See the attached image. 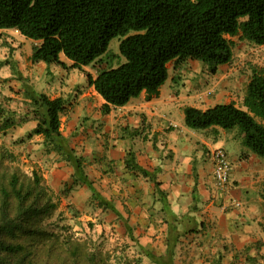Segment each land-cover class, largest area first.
Returning a JSON list of instances; mask_svg holds the SVG:
<instances>
[{
  "label": "trees",
  "instance_id": "1",
  "mask_svg": "<svg viewBox=\"0 0 264 264\" xmlns=\"http://www.w3.org/2000/svg\"><path fill=\"white\" fill-rule=\"evenodd\" d=\"M0 29H16L25 38L39 42L33 46V64L80 71L104 56L114 38H121L120 56L125 61L98 71L95 77L86 74L88 86L104 100L101 113L107 115L143 93L147 100L159 97L173 61H200L216 73L233 60L232 37L263 46L264 0H0ZM62 54L71 61L70 66L61 61ZM14 76L32 108L29 114L37 122L29 136H41L46 153H55L72 167L69 189L84 185L102 206L115 211L87 174L85 157L77 154L63 134L61 118L69 108L68 100L38 94L20 71ZM183 112L185 126L191 130L238 128L245 135L244 147L264 158V67L252 66L242 106L234 102L205 110L185 106ZM15 125V119L0 104V133ZM124 163L134 173L155 181L157 169L150 172L142 167L133 152H128ZM8 184L10 191L1 190L0 264H37L35 258L43 254L48 262L57 251L62 254L68 249L74 250L67 253L73 264H110L108 255L89 252L85 243L70 239L58 242L40 226L37 219L49 215L55 205L41 187L42 177L37 171L29 177L16 167ZM10 200L16 205L14 218L9 216ZM17 232L23 241L5 238L8 234L17 236ZM181 236L171 223L164 255L141 248L155 264H174Z\"/></svg>",
  "mask_w": 264,
  "mask_h": 264
},
{
  "label": "rangeland",
  "instance_id": "2",
  "mask_svg": "<svg viewBox=\"0 0 264 264\" xmlns=\"http://www.w3.org/2000/svg\"><path fill=\"white\" fill-rule=\"evenodd\" d=\"M231 39L235 42V46L234 57L230 64L220 66L216 73H211L208 66L200 61L191 59L181 62L173 61L168 65L169 77L164 90L170 95L182 94L180 105L197 104L205 108L218 102L233 101L238 106H242L252 66L264 67V45L261 47L253 45L238 36ZM120 40L119 37L114 38L106 54L94 65L85 67L84 71L63 68L59 65H53L59 67V71H51L52 66L49 65L46 72L40 73L41 70L35 69L32 75L26 77V81L35 92L50 97L58 94L59 89L54 91L53 88L61 85L64 92L63 98L69 102V108L61 118L62 131L63 133L72 131L71 138L84 132L81 129L82 122L89 119V117L81 119L85 114L84 108L79 110L78 117L73 115L72 111L77 105L76 99L79 95L86 94V98L90 99V107L94 108L91 111L92 115L98 117L99 100L93 90L87 86L86 74L96 76L98 71L124 62L125 59L120 56ZM11 52L12 50L8 47L0 45V104L17 123L6 133H0V209L3 202L1 190L10 191L9 176L18 167L22 175L26 174L29 177L34 170L38 172L42 177L41 187L46 189L51 203L55 205L49 215L37 219L40 226L48 233H52L58 242L70 239L71 242L85 243L89 252L108 255L110 264H155L146 256L143 249L159 255L167 239L165 224L168 220H172L181 233L197 231V226L188 227L185 222L179 221L180 217L178 218L177 215V221L174 217H168L166 209H168L169 194L160 188L161 183L156 185V181L144 178L125 166L124 161L128 152H133L130 146L138 136L144 142L152 140L154 145L158 142L161 144L162 139L159 140L157 137L154 141V136L149 137L152 133L151 124L136 128L133 123L119 122L117 118L106 123L104 119L97 120L90 116L93 118L91 122H94L91 126L93 135L90 132L85 136L93 138L88 143L100 152L88 154L89 152L85 150H89L90 147L87 148L81 144V151L85 152L86 156L79 155L85 157V169L95 188L114 205L115 211L102 206L98 198H94L92 192L84 185L69 189L67 183H70L72 167L55 153H46L41 136H29L37 122L29 114L32 108L25 99L24 89L21 90V82L14 76V73L19 70L14 66ZM28 67L30 71L33 68L30 64ZM65 87H73V92L68 94ZM233 133L238 144L234 148H228L230 156L234 151L245 150L249 153L243 154L248 158H252L250 155H254V159L258 157L244 147L242 140L245 135L238 128H235ZM104 137L108 141L107 147L101 142ZM110 139L124 141L122 146L125 153L117 160L108 156L106 152L113 148V142H109ZM102 151L105 153L103 154ZM78 152L80 151H77V154ZM258 158L262 160L259 166L264 172V158ZM196 170L194 163L191 175L195 179L197 178ZM196 191L194 186L191 194H196ZM10 202L9 216L14 218L16 205L14 200ZM198 209L194 199L190 210L198 212ZM147 213H150V217L142 220L141 215H147ZM5 238L15 243L23 241L22 234L19 232L17 236L8 234ZM68 251L72 253L74 250L68 249L66 254L57 251L55 257L48 262H46V255L43 254L35 258V261L37 264H73L71 257L67 255Z\"/></svg>",
  "mask_w": 264,
  "mask_h": 264
},
{
  "label": "crops",
  "instance_id": "3",
  "mask_svg": "<svg viewBox=\"0 0 264 264\" xmlns=\"http://www.w3.org/2000/svg\"><path fill=\"white\" fill-rule=\"evenodd\" d=\"M37 44L39 42L25 38L16 29H0V45L12 50L11 56L14 66L18 67L24 77L32 75L35 69L44 73L50 67L45 63L33 64L31 62L33 46ZM60 58L68 66L71 64V61L63 54ZM28 64L33 67L31 71L28 70ZM51 66V71H59V67ZM164 86L160 90L159 97L147 100L143 93L140 97L132 99L127 105L113 108L107 115H102L100 111L104 100L93 87L89 86L99 100L98 117L92 115L91 111L94 108L90 107V99L86 98V94L79 95L76 99L77 105L74 106L72 112L74 116L78 117L79 110L84 108L85 114L82 115L81 119L84 120L89 117L88 120L84 121L85 123L82 122L81 129L84 132L78 133L73 138L70 137L73 135L72 131L63 134L68 137L76 152L80 151L78 154L86 156L84 155L85 152H89L88 154L100 152L88 143L93 138L85 136L90 132L93 135L91 129L94 123L91 122L93 118L104 119L106 123L117 118L116 120L119 122L133 123L136 128L151 124L152 129L150 131L152 133L149 137L154 136V141L157 137L159 140L162 139L161 144L158 142L154 145L152 140L144 142L138 136L133 140L130 148H132L137 162L142 167L150 172L157 169L155 181L161 183L160 188L169 194L168 209L165 207L168 211V217L177 219L178 216V218L180 217L179 221L185 222L188 227H198L194 233H181L174 264H213L217 260H220L221 264H264V192H262L264 189V172L259 166L262 160L258 157L254 159V155H250L252 158H248L243 154L244 152L249 153L245 150L243 152L234 151L231 156L229 155L228 148H234L238 144L233 130L228 133L216 127L195 132L187 128L184 122L183 108L185 106L205 110L216 104L233 101L218 102L205 108L197 104L180 105L179 101L182 94L170 95L168 91L164 90ZM53 89L54 91L59 89V91L52 98L64 97L61 85H56ZM73 89V87H65L68 94H71ZM75 94L74 92V96ZM244 96L245 92L243 98ZM78 121L77 118V126ZM74 130L76 131L75 128ZM101 142L107 147L108 141L105 137L102 138ZM109 142H113V148L106 152L108 156L117 160L125 153L122 146L124 141L110 139ZM81 144L87 148L90 147V149L85 150V152L81 151ZM220 148L228 153L232 164V183L225 198L220 195L221 193L215 187L211 158L212 153ZM99 149L101 150V148ZM193 162L197 169L196 179L191 175ZM194 186H196L197 191L196 194L192 195ZM194 199L199 208L198 212L190 210V205ZM227 200L239 203V207H226ZM141 216L140 218L145 220L150 217V213ZM172 222V220H168L165 224L167 236L169 225ZM166 249L167 239L159 255H164Z\"/></svg>",
  "mask_w": 264,
  "mask_h": 264
},
{
  "label": "built area",
  "instance_id": "4",
  "mask_svg": "<svg viewBox=\"0 0 264 264\" xmlns=\"http://www.w3.org/2000/svg\"><path fill=\"white\" fill-rule=\"evenodd\" d=\"M213 161V177L215 181V187L221 193L220 195L225 198L228 194L231 186V173L232 164L229 160L228 153L220 148L215 150L211 155ZM226 207H239V203L227 200Z\"/></svg>",
  "mask_w": 264,
  "mask_h": 264
}]
</instances>
